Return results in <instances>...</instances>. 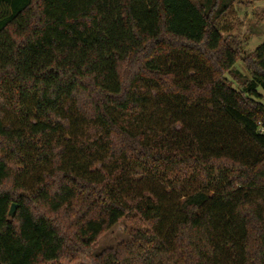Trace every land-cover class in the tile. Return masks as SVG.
Listing matches in <instances>:
<instances>
[{"label":"trees","instance_id":"obj_1","mask_svg":"<svg viewBox=\"0 0 264 264\" xmlns=\"http://www.w3.org/2000/svg\"><path fill=\"white\" fill-rule=\"evenodd\" d=\"M234 1L0 0V264H264V42L227 44ZM70 106L100 157H70Z\"/></svg>","mask_w":264,"mask_h":264},{"label":"rangeland","instance_id":"obj_2","mask_svg":"<svg viewBox=\"0 0 264 264\" xmlns=\"http://www.w3.org/2000/svg\"><path fill=\"white\" fill-rule=\"evenodd\" d=\"M218 29H220L222 36L225 38L227 44L235 51L238 52L241 58L251 54L253 50L262 42H264V0H235L229 7L220 14V17L216 21ZM236 72V78L232 79L233 87L240 88L241 82L248 80L250 75L246 71L244 64L239 60L233 67ZM229 79L231 77H228ZM261 94V102H264V90L257 89ZM173 101V100H172ZM174 104V101L171 102ZM69 114L72 119V126L68 131V134L64 135L63 141H67V145L70 147V157H76L80 154L83 158L86 154L87 146L94 143L97 151L91 153V158L100 157L102 150L101 140L98 142V133H89L87 129H90V125L84 121L79 115H77L72 107L68 108ZM177 129L179 125L175 126ZM78 145V146H77ZM79 156V155H78ZM32 163L34 167L28 166L25 169L27 176L31 180V174L29 171H47L48 166L42 165L39 162L34 161L32 157ZM85 160V159H84ZM99 163L94 164L91 168L98 169ZM30 180L28 183H30ZM16 209V208H15ZM139 220L135 214H128L121 219L118 223L110 227L107 231L102 233L97 241L92 245L91 254L95 255L104 248L115 247L121 242H125L131 239V233L135 229H142ZM47 264H67L61 263H47ZM72 264H90L85 258L81 257L77 262Z\"/></svg>","mask_w":264,"mask_h":264},{"label":"water","instance_id":"obj_3","mask_svg":"<svg viewBox=\"0 0 264 264\" xmlns=\"http://www.w3.org/2000/svg\"><path fill=\"white\" fill-rule=\"evenodd\" d=\"M15 208H16V204H15V203H11L10 208H9V210H8V214H9L10 216H13V214H14V212H15Z\"/></svg>","mask_w":264,"mask_h":264}]
</instances>
